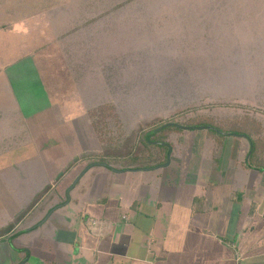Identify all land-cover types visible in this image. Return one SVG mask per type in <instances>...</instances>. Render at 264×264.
Instances as JSON below:
<instances>
[{
  "label": "crops",
  "instance_id": "0c3cea01",
  "mask_svg": "<svg viewBox=\"0 0 264 264\" xmlns=\"http://www.w3.org/2000/svg\"><path fill=\"white\" fill-rule=\"evenodd\" d=\"M22 26L0 25V46L24 45L38 29L24 28L25 38ZM33 54L21 77L28 81L11 75L0 94L3 264H264V171L249 165L246 138L221 135L231 140L226 151L200 130L186 133L160 166L121 158L93 166L78 159L105 147L87 113L94 99L78 91L71 109L69 93L50 97L57 115L49 116L34 86L60 80L36 72Z\"/></svg>",
  "mask_w": 264,
  "mask_h": 264
},
{
  "label": "rangeland",
  "instance_id": "374dc122",
  "mask_svg": "<svg viewBox=\"0 0 264 264\" xmlns=\"http://www.w3.org/2000/svg\"><path fill=\"white\" fill-rule=\"evenodd\" d=\"M0 25H26L19 27L25 38L24 28L38 25L24 45L8 39L0 46V94L11 75L16 82L27 76L36 53L34 70L60 80L48 77L45 90L34 86L32 96L49 116L57 115L54 99L69 93L71 105L85 89L96 103L87 102L88 116L113 107L118 124L101 134L89 117L106 153L143 156V132L161 122L212 119L243 132L234 124L249 119L262 126L264 140V0H0ZM186 133L200 130L157 139L184 145ZM211 136L228 151L230 138ZM86 150L91 158L101 149ZM1 256L3 264L8 257Z\"/></svg>",
  "mask_w": 264,
  "mask_h": 264
},
{
  "label": "trees",
  "instance_id": "16d2710c",
  "mask_svg": "<svg viewBox=\"0 0 264 264\" xmlns=\"http://www.w3.org/2000/svg\"><path fill=\"white\" fill-rule=\"evenodd\" d=\"M113 110V107L108 105L99 106L98 108L91 111L89 117L92 121V125L97 130V133L101 134L103 129L108 127V124L111 121H114L118 124L116 116L112 115L110 111ZM235 126L241 128L243 132L236 131L238 128H234L233 126L225 127L219 124L214 123L212 119H200L198 121H190L185 126H181L176 124L175 122H167V123H158L153 124L152 127L147 128L143 132V137L140 138L142 142L143 149L147 151L143 156H135L133 151H129L128 155H116L113 153H106L108 148L103 149V154L101 155H94L90 157H81L78 160L81 161H90V164L95 166L99 164L110 165L112 161L116 158H121L128 163H135L141 164L142 162L145 163L142 166L151 167V164L155 162L154 166H160L167 162L166 157L172 147V145L168 142L167 139L160 140L157 139V135H162L165 138L169 137L170 133L174 132H181L187 130H205L208 135H232L238 137H244L249 141L250 150H249V158L248 163L251 164V167H256V169L263 171L264 170V160L258 156L259 154L264 157V140L260 136L263 135V128L259 123H256L253 120H246L242 123L234 124ZM105 133V132H104ZM156 138V139H155ZM108 141H112V139H108ZM112 151V150H111ZM146 155V156H145ZM95 157V158H93ZM139 159L141 162H139ZM73 163L75 165L77 162ZM258 162V163H257ZM89 164V165H90ZM256 164V165H255ZM72 165V166H73ZM141 165H138L140 167ZM71 166V167H72ZM152 166V167H154ZM10 230V229H9ZM8 230V231H9ZM1 236V235H0ZM3 237V236H1Z\"/></svg>",
  "mask_w": 264,
  "mask_h": 264
}]
</instances>
